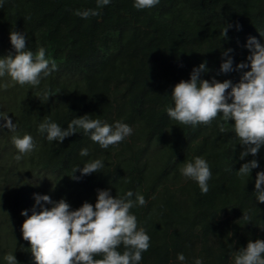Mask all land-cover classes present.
<instances>
[{
  "label": "trees",
  "instance_id": "16d2710c",
  "mask_svg": "<svg viewBox=\"0 0 264 264\" xmlns=\"http://www.w3.org/2000/svg\"><path fill=\"white\" fill-rule=\"evenodd\" d=\"M88 9L99 15H75ZM12 31L27 34V50L44 47L57 70L39 87L0 88V112L17 125L15 133L0 130V264H7L10 252L19 264H34L21 231L27 217L21 213L39 212L35 195L64 199L77 210L85 202L94 206L98 190H109L113 198L139 192L146 205L131 213L151 238L140 264H182L181 253L183 264L197 258L203 264H233L235 251L264 240V203L254 194L256 175L264 171V146L256 157L240 160L234 121L218 118L210 126L192 127L167 115L174 107L175 85L189 81L202 63L207 71L200 78L209 82L230 80L235 86L243 71H250L221 73L222 53L232 50L235 68L249 63V38L264 46V0H160L143 10L134 7V0H111L99 9L96 0H5L0 58L15 56ZM5 82L12 84L10 77L0 78V84ZM45 89L52 94L48 101L41 95ZM85 115L109 125L126 123L133 134L102 149L83 130L62 143L49 142L47 133L38 131L45 118L66 130ZM25 134L37 147L17 162L11 137ZM85 148L89 155L81 156ZM197 156L212 171L207 194L181 174L183 164ZM96 159L105 165L100 172L81 177L77 171L80 179L71 178L73 168ZM253 159L259 167L250 177L239 176L242 164Z\"/></svg>",
  "mask_w": 264,
  "mask_h": 264
},
{
  "label": "clouds",
  "instance_id": "9594fccd",
  "mask_svg": "<svg viewBox=\"0 0 264 264\" xmlns=\"http://www.w3.org/2000/svg\"><path fill=\"white\" fill-rule=\"evenodd\" d=\"M4 2L0 0V8ZM110 3L111 0H96L97 9ZM159 3L160 0H134V7L143 10ZM75 15L87 19L99 15V12L93 9L78 10ZM229 27L231 25L224 27L223 37H226ZM236 27L239 30L240 26ZM10 43L15 56L9 54L0 58V78L10 77L12 84L5 82L0 84V88L7 90L15 85L39 87L42 79L57 70L55 60L46 56L44 47L38 48L35 53L27 50L26 33L12 31ZM246 47L250 52L247 57L249 63H239L235 68L230 55L232 50L222 53L225 59L220 67L221 73L240 72L250 67V71H243L238 84L233 86L230 80H202L201 74L207 71L206 62L202 63L193 69L189 81L175 85L171 93L174 107L167 109L171 119L185 126H210L218 118L225 122L234 121L235 138L243 149L240 160L249 155L256 157L264 146V46L253 37L249 38ZM41 95L47 101L52 97L49 89H45ZM0 121H5L0 124V130L7 128L11 133L16 132L17 125L8 115L0 112ZM218 127L223 132V124ZM79 130H83L102 149L118 145L133 134V128L126 123L117 121L109 125L88 115L74 118L66 130L50 118L43 119L38 127L41 134L47 133L49 142L60 143L76 135ZM11 142L19 153L14 157L17 162L37 147L33 137L28 134L22 138L13 135ZM80 155L88 156L89 150L82 149ZM104 167L101 159L89 161L83 167L73 168L71 178L78 181L80 177L75 176L77 171L82 177L98 173ZM258 167V161L253 159L243 163L236 173L241 177H250L252 170ZM181 174L195 181L202 194L208 193L212 171L203 157L197 156L193 161L184 163ZM254 194L258 203H264V171L256 175ZM134 195L135 200L132 199ZM34 199L40 207L39 212L34 208L30 216L27 210L21 213L27 217L21 231L23 239L30 244L34 264H140L142 254L150 248V236L144 228H138L137 217L131 213L133 207L146 205L144 196L139 192L134 194L128 191L123 197L113 198L109 190H98L94 206L85 202L77 210H73L64 199L54 202L48 195H35ZM243 219L247 220L248 217L243 216ZM121 246L124 248L122 254L119 251ZM4 259L7 264H19L11 252ZM177 259L183 264L186 258L181 253ZM194 264H203V261L197 258ZM233 264H264V240L249 241L246 248L235 251Z\"/></svg>",
  "mask_w": 264,
  "mask_h": 264
}]
</instances>
